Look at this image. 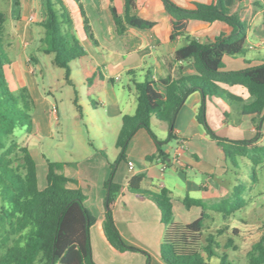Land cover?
I'll return each mask as SVG.
<instances>
[{
    "label": "trees",
    "instance_id": "16d2710c",
    "mask_svg": "<svg viewBox=\"0 0 264 264\" xmlns=\"http://www.w3.org/2000/svg\"><path fill=\"white\" fill-rule=\"evenodd\" d=\"M46 19L41 23L43 36L41 51L51 54L52 64L64 71V80L74 86L71 77V63L76 61L83 78V85L89 90H100L103 75L99 68L85 69L83 58L87 56L76 37L72 19L63 0H44ZM82 17V28L86 38L93 44L90 25L81 4L76 0ZM106 11L116 32L123 34L127 26L151 31L158 25L153 14L136 10L135 0H124V14L118 13L112 0H106ZM159 9L169 16L165 33L158 37L152 34V44L173 41L187 34L191 20L205 22L221 21L232 30L222 32L213 40L200 42L188 38L185 45L174 54L176 61L189 60L195 69L194 74L180 75L177 78L155 80L147 71L143 81L132 79L136 91V107L132 114L121 117L120 130L115 144L119 149L117 161L124 159L128 141L138 129H144L155 144L156 152L146 160L167 159L162 150L163 140H159L150 127L152 118L168 125L167 139H173L175 117L186 100L195 91L202 95V102L196 112V121L206 135L220 147L224 160L246 158L254 166L264 163V142L257 143L258 137L251 140H231L214 134L205 117V100L213 96L222 97L228 103L240 104V115L252 116L256 128L264 120V55L257 56L259 64L240 70H224L223 58L242 57L248 52L247 33L258 13L262 17V45L264 48V0H235L225 6L222 0H186L181 5L174 0H158ZM5 14L0 9V264H96L90 244V227L95 218L84 205L85 196L76 188H69L72 181L60 172L63 163L46 162L45 185H38L36 163L27 145H20L13 139L14 130H32L31 112L33 100L27 87L11 91L5 76V67L10 60L3 43ZM128 73H131L129 71ZM112 81V79L110 80ZM221 84L244 87L252 101L243 99ZM73 103L78 116H82V106L75 92ZM93 103V102H92ZM93 107V104H91ZM12 154L16 157L12 158ZM145 175H134L128 189L140 197L151 198L160 213L165 226L160 243V257L165 264H238L234 263L215 236L225 232V222L235 212L246 205L241 197V187L235 186L228 197L219 198L208 204L200 198L185 195L182 204L186 209L196 207L200 215L190 223L172 220V203L169 190L159 185L158 192L142 188ZM107 196L103 220V232L107 241L117 250H138L127 245L121 238L113 218L112 205L121 186L105 183ZM221 214L224 225L209 234L205 245L201 244L204 220L207 210ZM233 235L239 230L231 229ZM223 248H235L233 239L227 238ZM221 249L219 252V248ZM146 264H149L147 260ZM246 264H264V228L259 240L247 252Z\"/></svg>",
    "mask_w": 264,
    "mask_h": 264
},
{
    "label": "crops",
    "instance_id": "0c3cea01",
    "mask_svg": "<svg viewBox=\"0 0 264 264\" xmlns=\"http://www.w3.org/2000/svg\"><path fill=\"white\" fill-rule=\"evenodd\" d=\"M78 1L88 20L92 34L95 27H99V31L104 37L101 40L95 38L96 44L89 41L85 34L79 37V41L87 54L85 58L89 59L91 63L94 60L96 63H93L94 67L99 68L103 75L100 90H94V93L99 99L97 105L103 107L104 111L105 103L102 95L105 90L110 91L112 89L113 82L120 79L123 72L130 75L131 80L138 70L143 71L144 74L150 71L155 80L160 78L173 79L180 75L194 74L195 69L192 62L189 60L176 61L174 58L175 51L185 45L188 38L208 42L222 32L229 34L232 30L228 24L221 21L191 20L188 23L186 35L179 36L173 41L153 45L152 34L161 37L166 31L169 20V16L159 9L158 0H135L136 10L149 12L157 18L158 25L153 30L144 31L127 26L126 31L121 35L116 32L115 26L107 14L106 0ZM174 1L186 5V0H184V3L182 0ZM196 1L203 2L204 0ZM227 1L231 5L235 0ZM63 2L65 4V0ZM112 3L116 6L118 13L123 15L124 0H112ZM222 3L225 5V0H222ZM0 9L5 14L3 43L10 60L9 65L5 67L8 86L12 91L18 87H27L33 100L32 130L29 134L25 132L21 140L26 143L36 163L38 185L41 183L42 177L45 178L47 161L63 163L60 172L72 179L67 186L79 189L84 194V205L95 218L89 233L91 253L96 264H146L147 260H149V264H165L159 251L165 231V226L160 220L159 210L151 198L140 197L131 192L128 189V183L134 175L142 173L145 175L142 188L158 192L159 185L162 184L169 190L173 221L185 224L199 217H197V214L196 217L189 216L192 213V208L196 207L186 209L182 204V199L186 194L192 198H200L203 201L212 198L213 196L211 197L210 193L213 190L211 184L214 170L219 166L218 162L221 159L225 161L220 147L206 135L203 128L196 121V112L201 105L202 95L198 91L192 92L180 107L174 120V137L171 139L173 145L169 148H162L167 157L164 162L159 158L146 160L147 156L156 152V147L144 129H138L134 133L128 145V154H124V159L119 161H117L119 149L116 144L110 149L105 145L104 147L99 145L96 148L93 143L86 142L83 137L79 140L81 144L85 143L86 145L83 144L84 150H86L84 153L74 152L72 150L73 144L69 143L64 149L67 154H55L57 157L50 159L43 149L39 150L38 143L42 139L52 136L54 121L59 125L58 103L53 97V99L51 98L52 93L49 89H39L38 87L37 76L42 74V67L37 56L27 55L23 52V49L34 41L38 40L41 43L43 36L41 23L46 19L45 2L44 0H0ZM70 13L71 11H69ZM259 15L261 13L255 16L247 33L246 45L248 52L240 57L244 58L248 55L251 56V59L240 65L237 62L239 57L225 56L223 58L224 70H240L260 63L257 56L261 54L257 49L263 48L262 25L260 24L259 34L258 29L254 27L255 20ZM256 38H259L260 41H257ZM91 45L95 46V50L91 49ZM37 50L42 52L41 45ZM12 54L13 56H11ZM129 71L131 73H128ZM111 79L112 81H110ZM221 86L241 97L245 103L252 101V97L247 90L240 85L221 84ZM216 97L219 96H213L205 100L206 122L211 128L213 127L208 121V111H210V106L214 103ZM221 99L227 106L232 108L234 103L230 104L223 98ZM53 104L57 106L56 116L51 113L50 108ZM236 104L237 106L233 109L238 117L252 119L250 115H240V104ZM115 105L118 104L115 102ZM85 114L82 107V116H78V118L83 119ZM124 114L120 110L116 114L118 123L114 131L109 127H104L105 131L109 130L113 133L112 139L114 141H116L119 133L121 117ZM229 120L231 118L225 114L224 121L221 124H226ZM151 123L160 125L162 131L167 132L168 136L167 123L158 122L154 118L150 121V127ZM106 124L110 126V121H107ZM86 130L88 131L87 128ZM251 130L257 132V143L264 142V120L258 129L253 125ZM78 136H81V133ZM156 136L158 137L157 134ZM158 138L162 140V138ZM28 140H30L29 143L32 147L27 143ZM179 142L184 143V148L181 151H178ZM48 148L52 150L53 146ZM96 149L102 154H97ZM129 163L132 164V169L129 168ZM196 172L204 177L200 182L193 175ZM110 178L113 183L121 186L112 205L115 226L123 241L138 250H117L107 241L104 235L103 220L107 196L105 183ZM218 193L223 195L220 189Z\"/></svg>",
    "mask_w": 264,
    "mask_h": 264
},
{
    "label": "rangeland",
    "instance_id": "374dc122",
    "mask_svg": "<svg viewBox=\"0 0 264 264\" xmlns=\"http://www.w3.org/2000/svg\"><path fill=\"white\" fill-rule=\"evenodd\" d=\"M182 2L184 3V0H182ZM65 5L67 9L71 11L70 15L73 21L72 27L76 37L79 39V37L84 36L79 6L76 0H65ZM225 5H229L227 0H225ZM260 24L262 25L261 15L256 18L254 25V27L258 29V34L261 29ZM93 37L99 40L104 39L99 31V27H95ZM256 40L260 41L259 38H256ZM40 45L42 47V43L36 40L31 45L25 47L23 52L27 55H36L40 61L42 74L37 76V84L39 89H49L52 93L51 98L53 97L57 101L59 125L54 121L52 136L42 139V141L38 143L39 150L41 151V149H43L46 155H49L51 159L52 157H57L55 154L64 155L66 153L64 149L70 143L71 145L73 144L72 150L74 152L82 154L86 151L83 147L85 143L81 144L79 140V138L82 139V137L86 142L90 141V143H93L96 148H98L99 145L102 147H104V145L108 146L109 149L112 148V146L114 147L115 141L112 139L113 133L109 130L105 131L104 127H109L114 131L118 123L116 121V114L118 111L120 110L128 114L135 110L136 91L130 75L123 72L120 75V79L113 82L112 89L110 91H104L102 95L105 103L104 111L103 107L97 105L99 99L95 95V91H88L83 85V78L77 62L74 61L71 63V77L74 80V86H70L65 83L63 69L52 64V55L37 50ZM91 49L95 50V46L91 45ZM257 50L261 55H264V48ZM12 51H14V49H12ZM11 56H13V54ZM250 57L251 56L248 55L244 58L239 57L237 62L242 65L244 61H249L251 59ZM83 62L86 64L84 68L89 71L94 68L93 63L96 64L94 60L93 63H91L89 59L85 57L83 58ZM144 76L145 74L143 71L138 70L136 71L134 79L143 81ZM75 92L79 104H81L86 113L83 119L78 118V111L73 103ZM221 98L222 97H216L214 103L210 106V111H208V121L212 124L213 128L209 127L213 130L214 134L232 140L255 139L257 137V132L251 130L252 126L255 125L252 119L248 117H238L233 109L237 104L234 103L231 108L227 106ZM115 102L118 105H115ZM90 104H93L94 108ZM53 105H55L57 109L56 104ZM51 113L54 116L57 114V112L55 113L52 111ZM225 114L228 115L231 120L226 124H221V122L224 121ZM107 121H110V126H107ZM79 128L80 130H78ZM151 129L164 141L162 148H169L173 145L172 140L167 139V132L164 133L160 125L151 123ZM24 133V128L18 127L14 130L13 139L20 145H26L24 140H21ZM80 133L81 136H78ZM29 141L30 140H28L27 143H29ZM130 142L129 140L125 154H128V145ZM29 146L32 147L30 143ZM49 146H53V149L49 150ZM96 152L97 154H102L98 149H96ZM11 156L12 158L16 157L15 154ZM218 163L219 166L214 170L213 182L211 184L213 190L210 196L213 197L205 200V202L211 204L219 198L228 197L233 187L239 186L241 187V197L246 200V205L243 209L235 212L229 217L225 222V225L228 226L227 229H225L224 233L216 235L215 239L222 245V249L228 253L229 258L232 259L234 263L246 264L247 252L259 240L264 228V163L254 166L246 158H236L235 160L227 159L226 161L221 159ZM193 175L198 182L204 179L198 172ZM39 185L40 188L44 187V177H42V181ZM219 189L223 192V195H219ZM199 212L200 210L198 208H192V213H190L189 216L196 217L195 215L197 214L198 217L200 215ZM207 214L208 218L204 220V231L201 237L202 245H205V239L209 234L214 235L215 230L224 225L221 214L216 213L210 208L207 210ZM233 227L239 230L237 235L232 234L231 229ZM228 237L233 239L235 248H223ZM222 249L220 247L219 252Z\"/></svg>",
    "mask_w": 264,
    "mask_h": 264
},
{
    "label": "built area",
    "instance_id": "2783aa9c",
    "mask_svg": "<svg viewBox=\"0 0 264 264\" xmlns=\"http://www.w3.org/2000/svg\"><path fill=\"white\" fill-rule=\"evenodd\" d=\"M51 111L55 112V113L57 112V109H56L55 105L52 106ZM183 148H184V143L183 142H179L178 151H181ZM129 168L132 169V164L131 163H129Z\"/></svg>",
    "mask_w": 264,
    "mask_h": 264
}]
</instances>
